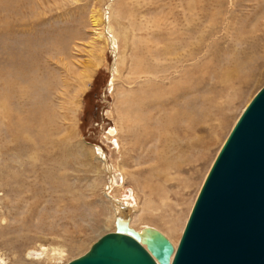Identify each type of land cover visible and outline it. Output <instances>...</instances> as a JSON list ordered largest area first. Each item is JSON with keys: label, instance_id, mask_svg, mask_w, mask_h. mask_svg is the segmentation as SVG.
I'll return each mask as SVG.
<instances>
[{"label": "rangeland", "instance_id": "obj_1", "mask_svg": "<svg viewBox=\"0 0 264 264\" xmlns=\"http://www.w3.org/2000/svg\"><path fill=\"white\" fill-rule=\"evenodd\" d=\"M183 1L0 0V264H67L125 213L177 246L264 86V0ZM170 26L186 44L162 55Z\"/></svg>", "mask_w": 264, "mask_h": 264}, {"label": "water", "instance_id": "obj_2", "mask_svg": "<svg viewBox=\"0 0 264 264\" xmlns=\"http://www.w3.org/2000/svg\"><path fill=\"white\" fill-rule=\"evenodd\" d=\"M114 225L67 264H264V86L218 151L176 248L157 230Z\"/></svg>", "mask_w": 264, "mask_h": 264}, {"label": "bare ground", "instance_id": "obj_3", "mask_svg": "<svg viewBox=\"0 0 264 264\" xmlns=\"http://www.w3.org/2000/svg\"><path fill=\"white\" fill-rule=\"evenodd\" d=\"M183 1V0H182ZM188 1V0H187ZM191 1V0H190ZM189 1V3H185V6L188 8V9H191L192 7H196V5H197V0H192L191 2ZM184 2V1H183ZM169 4H170V2H168ZM180 3H181V1H180ZM169 4H167V6L169 5ZM198 4H200V2L198 3ZM175 5V4H174ZM184 5H183V7H185ZM171 7V6H170ZM201 7H202V5H201ZM173 8V7H172ZM172 8H171V10H172ZM199 10H201L200 8H198ZM197 9V10H198ZM181 10V9H180ZM187 10V9H186ZM198 10V11H199ZM203 10V9H202ZM201 10V11H202ZM182 11V10H181ZM194 12V11H193ZM185 13V12H184ZM184 13H182L183 15H184ZM187 13V12H186ZM189 13V12H188ZM195 13V12H194ZM197 13V12H196ZM199 13V12H198ZM171 14V13H170ZM191 14V13H190ZM189 14V15H190ZM193 14V13H192ZM191 14V15H192ZM201 14V13H200ZM178 15V14H177ZM190 15V16H191ZM190 16H186V17H190ZM196 16V15H195ZM176 17V16H175ZM178 17V16H177ZM193 17V16H192ZM191 17V18H192ZM199 17V16H198ZM179 19V18H178ZM186 19V18H185ZM184 19V20H185ZM195 19V18H194ZM193 19V20H194ZM180 20H182V19H180ZM189 20H190V18H189ZM188 20V21H189ZM196 21H197V17H196ZM184 22H187V21H184ZM191 22V21H190ZM188 23V22H187ZM172 24H173V22H172ZM174 24H176V23H174ZM173 24V25H174ZM189 24V23H188ZM183 25V24H182ZM171 27V26H170ZM179 27V26H178ZM184 27V26H183ZM200 26L199 25H196V26H191L190 28H188V31H189V33H187L189 36H191L194 32H195V30L196 29H198ZM174 29H175V27H174ZM172 27L170 28V30H166V32H165V34H166V38H168V39H170V38H176V37H178L179 38V40H181V41H179V42H177L178 43V45H177V43L175 44L176 45V47L175 46H173L172 44H170V43H166L165 44V46H163L160 50H159V54H162V55H164V54H170V53H175V51L176 50H179V47H182V46H184L185 44H186V38H187V36H186V34L185 33H183V32H179L178 30H180V29H178V30H174ZM197 31V30H196ZM185 32V31H184ZM196 33H198V32H196ZM146 35V34H145ZM192 36H194V34L192 35ZM189 38V37H188ZM115 46V45H114ZM137 47V46H136ZM135 47V48H136ZM152 47V46H151ZM173 49H175V51H173ZM137 50V49H136ZM143 52V51H142ZM136 53H137V51H136ZM135 53V54H136ZM134 54V53H133ZM132 54V55H133ZM138 54H139V52H138ZM196 54H197V52H196ZM171 55V54H170ZM194 56H196V55H194ZM174 57H176V56H174ZM182 56L181 55H179L178 54V60L181 58ZM166 58V57H165ZM168 59H169V57H167ZM174 59V58H173ZM176 59V58H175ZM184 59V58H183ZM163 60V59H162ZM165 61H167V60H165ZM169 61H171L170 59H169ZM173 61V60H172ZM176 61V60H175ZM187 61V60H186ZM178 62V61H177ZM162 63V62H161ZM164 63V62H163ZM178 63H180V62H178ZM160 64V63H159ZM168 64V63H167ZM166 64V65H167ZM173 64V63H172ZM158 65V64H157ZM169 65V64H168ZM177 65V64H176ZM182 65V64H181ZM161 66V65H160ZM174 66V65H173ZM155 67V66H154ZM162 67V66H161ZM164 67V66H163ZM155 68H157V67H155ZM166 68V67H165ZM165 68H161L162 70L163 69H165ZM176 68V67H175ZM178 68V67H177ZM185 68V67H184ZM169 69V68H168ZM171 69H172V67H171ZM180 69V68H179ZM178 69V70H179ZM175 70V69H174ZM141 71H144L143 73H141V74H144L145 76H144V81H147V83L146 84H150V83H153V81L155 80L156 81V79H158V76H156V74L155 73H157V72H155L154 73V71H152V70H149V69H147V70H141ZM182 71V70H181ZM185 72V71H184ZM165 73V71L163 70V73H161V74H164ZM173 73V72H172ZM160 74V75H161ZM171 74V73H170ZM177 74V73H176ZM175 74V75H176ZM169 75V74H168ZM186 75V74H185ZM140 76V75H139ZM164 77V76H163ZM135 79V78H134ZM228 81V80H227ZM157 82V81H156ZM184 82V81H183ZM169 83V82H168ZM183 84V83H182ZM186 84V83H185ZM194 84V83H193ZM191 85V84H190ZM194 86V85H193ZM195 86H196V84H195ZM197 87V86H196ZM172 88H174V87H172ZM177 88H181V87H177ZM187 89V88H186ZM197 89V88H196ZM52 90V89H51ZM162 90H164V88L162 89ZM171 90V89H170ZM172 90H174V89H172ZM190 90V89H189ZM188 90V91H189ZM195 90V89H194ZM155 91V89L153 90V92ZM158 91V90H157ZM179 91H181L180 89H179ZM149 92H150V90H149ZM152 92V91H151ZM163 92V91H162ZM166 92V91H165ZM164 92V93H165ZM183 92V91H182ZM181 92V93H182ZM195 92V91H194ZM137 93V92H136ZM145 93H146V91H145ZM155 93V92H154ZM153 93V94H154ZM169 92H167V94H168ZM173 93V92H172ZM171 93V94H172ZM181 93H179V95L182 97V94ZM184 93V92H183ZM185 93H187V92H185ZM189 93H190V91H189ZM193 93V92H192ZM147 94H150V93H147ZM124 95V94H123ZM126 95V94H125ZM124 95V96H125ZM140 95H142L141 97H143V92L140 94ZM140 95H138L137 96V99H138V102L139 101H142V98L141 97H139ZM178 94H176V96H177ZM190 95H191V93H190ZM127 96V95H126ZM128 96H129V94H128ZM127 96V97H128ZM147 98H149V97H152L151 95H145ZM164 96V95H163ZM186 96V95H185ZM185 96H183V97H185ZM130 97V96H129ZM171 97V96H170ZM182 97V98H183ZM126 98V97H125ZM158 98V97H157ZM160 98H161V96H160ZM128 98H126V100H127ZM135 99V98H134ZM145 99V98H144ZM166 99V98H165ZM165 99H163V100H165ZM174 99V98H173ZM172 99V100H173ZM177 98L175 97V100H176ZM179 99V98H178ZM132 100H133V98H132ZM154 100V99H153ZM167 100V99H166ZM122 101V100H121ZM130 101V100H129ZM148 101V100H147ZM158 101V100H157ZM176 101H178V100H176ZM180 101H181V99H180ZM131 102V101H130ZM130 102H129V104H130ZM135 102V101H134ZM151 102H153V101H149V104L151 103ZM163 102V101H162ZM182 102V101H181ZM184 102H185V99H184ZM158 103V102H157ZM170 103H172L171 101H170ZM140 104V103H139ZM159 104H160V101H159ZM158 104V105H159ZM163 104V103H162ZM174 104V103H173ZM184 104V103H183ZM164 105H165V102H164ZM169 105V104H168ZM176 105V104H175ZM153 106V105H152ZM155 106V105H154ZM160 106V105H159ZM163 106V105H162ZM170 106V105H169ZM172 106V105H171ZM181 106V105H180ZM179 105L178 106H175V107H180ZM183 106V105H182ZM143 107V106H142ZM161 107V106H160ZM123 110V109H122ZM125 110H126V113L127 112H129L130 111V109L128 110V108L127 107H125ZM139 110V109H138ZM148 110H149V108H148ZM167 110V109H166ZM177 110V109H176ZM151 111V110H150ZM193 112V111H192ZM162 113V112H161ZM170 114V113H169ZM176 114H177V119H178V121H176L177 123H175V121L172 123L173 124V127L175 126V128L178 130V131H184L185 132V130H184V127H182L181 126V124H179V121L183 118L184 119V110H181V109H178L177 111H176ZM193 114V113H192ZM191 114V115H192ZM167 115V114H166ZM194 116V115H193ZM195 117V116H194ZM193 117V118H194ZM172 118H174V117H172ZM187 118V117H186ZM159 119V118H158ZM176 119V120H177ZM130 120V119H129ZM173 120V119H172ZM186 120V119H185ZM169 121H170V118H169ZM144 122H146V121H144ZM154 122V121H153ZM172 122V121H171ZM184 122V121H183ZM165 123V122H164ZM156 124V123H155ZM149 126H151V125H149ZM153 126V125H152ZM156 126V125H155ZM191 126V125H190ZM47 127V126H46ZM161 127V126H160ZM50 129V128H49ZM136 129V128H135ZM187 130V129H186ZM167 134V133H166ZM170 135V134H169ZM164 136V135H163ZM173 136V135H172ZM175 136V135H174ZM149 139H150V137H149ZM165 139H166V137H165ZM171 140V139H170ZM174 140V139H173ZM144 141L142 140V143H143ZM175 143V142H174ZM181 144V143H180ZM169 147H171V146H169ZM170 149V148H169ZM167 152V151H166ZM164 156V155H163ZM160 157V156H159ZM144 161H147V160H144ZM160 164H162V165H168V161H165V159H163V158H161V160H160V162H159ZM165 167V166H164ZM209 172V171H208ZM208 174V173H207ZM207 176V175H206ZM164 180V179H163ZM205 180V179H204ZM164 182V181H163ZM204 183V182H203ZM203 185V184H202ZM202 187V186H201ZM151 188V187H150ZM159 189V188H158ZM151 190V189H150ZM159 190H161V189H159ZM165 192V191H164ZM163 192V193H164ZM157 193H159V191H157ZM167 193V192H166ZM149 194V193H148ZM199 194V193H198ZM162 195V194H161ZM154 196V195H153ZM152 196V197H153ZM155 196H157V195H155ZM154 196V197H155ZM163 196V195H162ZM197 197H198V195H197ZM197 197H196V199H197ZM156 198V197H155ZM166 198V197H165ZM196 201V200H195ZM160 203V202H159ZM195 203V202H194ZM193 206H194V204H193ZM193 208V207H192ZM147 209V208H146ZM192 210V209H191ZM190 213H191V211H190ZM124 216H118V218L119 219H121V220H123V221H125V222H127L128 223V226L130 227V223H129V216H128V214L126 215V213L125 214H123ZM190 215V214H189ZM188 220V219H187ZM186 225V224H185ZM130 228H132V227H130ZM136 231V230H135ZM138 232V231H137ZM159 232V231H158ZM161 233V232H160ZM162 234V233H161ZM163 235V234H162ZM182 235V234H181ZM164 236V235H163ZM165 237V236H164ZM166 238V237H165ZM166 239H168V238H166ZM180 240V239H179ZM169 241V240H168ZM170 242V241H169ZM171 243V242H170ZM178 243H179V241H178ZM172 244V243H171ZM178 245V244H177ZM177 247V246H176ZM176 247H174V248H176Z\"/></svg>", "mask_w": 264, "mask_h": 264}]
</instances>
